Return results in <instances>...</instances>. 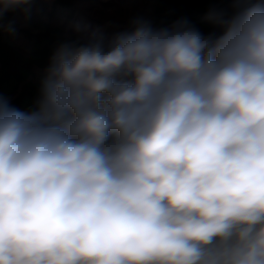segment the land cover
Listing matches in <instances>:
<instances>
[{
    "label": "clouds",
    "instance_id": "clouds-1",
    "mask_svg": "<svg viewBox=\"0 0 264 264\" xmlns=\"http://www.w3.org/2000/svg\"><path fill=\"white\" fill-rule=\"evenodd\" d=\"M212 2L207 34L63 43L35 110L0 97V264H264V0Z\"/></svg>",
    "mask_w": 264,
    "mask_h": 264
},
{
    "label": "trees",
    "instance_id": "trees-1",
    "mask_svg": "<svg viewBox=\"0 0 264 264\" xmlns=\"http://www.w3.org/2000/svg\"><path fill=\"white\" fill-rule=\"evenodd\" d=\"M74 1L32 0L28 5L4 12V30L0 33V97L15 109L23 112L36 109L50 58L61 44L91 43L68 35L60 22L63 18L71 20ZM226 6L212 0H154L150 25L170 27L187 20L207 34L212 30L206 19L209 9ZM9 24L12 32L8 31ZM15 37L21 38L23 44L15 42Z\"/></svg>",
    "mask_w": 264,
    "mask_h": 264
},
{
    "label": "rangeland",
    "instance_id": "rangeland-1",
    "mask_svg": "<svg viewBox=\"0 0 264 264\" xmlns=\"http://www.w3.org/2000/svg\"><path fill=\"white\" fill-rule=\"evenodd\" d=\"M153 4L154 0H75L71 20L60 22L68 35L107 47L117 35L132 32L138 22L150 25ZM15 42L23 44L19 37Z\"/></svg>",
    "mask_w": 264,
    "mask_h": 264
}]
</instances>
